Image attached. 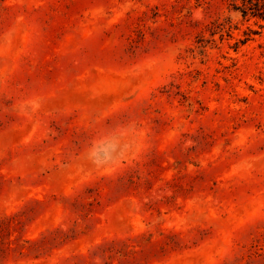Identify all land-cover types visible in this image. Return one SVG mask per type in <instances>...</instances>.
Listing matches in <instances>:
<instances>
[{
	"label": "rangeland",
	"instance_id": "obj_1",
	"mask_svg": "<svg viewBox=\"0 0 264 264\" xmlns=\"http://www.w3.org/2000/svg\"><path fill=\"white\" fill-rule=\"evenodd\" d=\"M235 4L0 0V264H264V20Z\"/></svg>",
	"mask_w": 264,
	"mask_h": 264
},
{
	"label": "trees",
	"instance_id": "obj_2",
	"mask_svg": "<svg viewBox=\"0 0 264 264\" xmlns=\"http://www.w3.org/2000/svg\"><path fill=\"white\" fill-rule=\"evenodd\" d=\"M234 8L239 10L243 16L251 15L264 20V0H242V4H235Z\"/></svg>",
	"mask_w": 264,
	"mask_h": 264
},
{
	"label": "clouds",
	"instance_id": "obj_3",
	"mask_svg": "<svg viewBox=\"0 0 264 264\" xmlns=\"http://www.w3.org/2000/svg\"><path fill=\"white\" fill-rule=\"evenodd\" d=\"M94 155H95V153H94ZM110 158L111 157L107 154V152H105V154L102 157H100V159L97 162L100 164L107 163V162H109Z\"/></svg>",
	"mask_w": 264,
	"mask_h": 264
}]
</instances>
